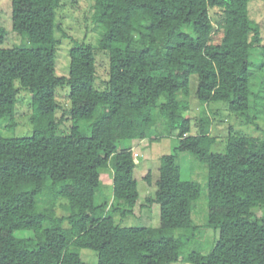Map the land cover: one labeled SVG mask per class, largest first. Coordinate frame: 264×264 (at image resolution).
<instances>
[{"label":"trees","instance_id":"obj_1","mask_svg":"<svg viewBox=\"0 0 264 264\" xmlns=\"http://www.w3.org/2000/svg\"><path fill=\"white\" fill-rule=\"evenodd\" d=\"M89 1L96 40L73 41L67 75L55 68L66 36L57 21L61 0H11L18 44L4 46L0 26V126L15 128L21 90L31 119L30 135L0 134V264H89L79 249L95 251V264H264V137L229 126L223 149L213 151L212 121L204 115L206 105L218 104L230 117L256 123L249 108L258 91L248 64L261 28L249 17V0ZM213 8L222 11L218 26ZM97 53L107 57L103 78ZM260 67L264 72V51ZM64 87L68 107L59 112L55 93ZM192 95L201 106L194 132L184 114ZM163 135L176 144L160 156L154 182L151 170L144 174L154 191L140 204L133 147ZM181 152L207 167L201 228L218 238L206 253H182L200 229L191 211L201 187L181 177ZM102 174L110 176L111 195ZM152 203L159 206L155 227L115 220Z\"/></svg>","mask_w":264,"mask_h":264},{"label":"rangeland","instance_id":"obj_2","mask_svg":"<svg viewBox=\"0 0 264 264\" xmlns=\"http://www.w3.org/2000/svg\"><path fill=\"white\" fill-rule=\"evenodd\" d=\"M248 14L251 20L260 25L261 42L259 45L250 49L249 54V76L253 82L252 90H257V98L254 104L250 101L249 111L256 116L255 124L247 123L237 118L230 117L222 106L218 104L206 105L204 108V115H207L211 121L210 134L215 137V144L212 146L213 151H221L223 149V142L226 138L228 127H232L235 132L244 135H251L255 137H264V72L261 70L262 55L264 51V0H249ZM210 16L212 23L218 26L222 21V11L219 8L210 9ZM57 21L59 22L65 37L61 39L60 45L56 50V74L67 75L68 72V50L73 41L95 42L96 32L91 21V6L89 0H61L60 6L57 10ZM0 26L6 31L4 38V46H11L21 42V38L11 31V0H0ZM58 33L57 35H59ZM220 31L213 35V41L216 42L220 38ZM107 57L103 53H97L96 64L97 71L100 77L106 75ZM191 90L194 91L195 79L191 77ZM251 82V83H252ZM57 102L60 105L59 112L68 107V87L57 88L55 93ZM191 107L184 111L186 116L192 119V131H197L198 120L201 114V106L192 95ZM204 107V106H203ZM203 115V114H202ZM240 119V118H239ZM243 120V118H242ZM15 128L13 130L4 129L0 126V134L6 136H27L31 133V119L30 108L28 101V93L20 91L16 105V112L14 116ZM176 141L171 136H162L159 140L148 142L143 140L135 143L133 151L138 153L136 158V167L134 169V178L137 181V188L139 191V203H144V197L150 192L154 191V185L150 189L145 186L142 178L144 174L151 170L152 182L158 177L159 158L163 154L171 153ZM177 163L179 164L181 177L196 181L200 184L201 190L199 197L192 203L191 219L193 224L200 226L195 238L185 241L183 252L199 248L202 253H206L215 240L218 238V231L213 232V229H203L202 224L206 220L207 213V167L205 164L197 160V158L188 152H181L178 155ZM100 183L106 188L105 193L111 195V179L108 174L100 175ZM57 213L62 214L61 208H57ZM258 215L262 211L257 212ZM115 220L120 222L122 226H145L155 227L159 222V206L157 203H152L150 206L139 210L135 207L133 215L120 218L115 215ZM175 235L179 230L174 231ZM18 236H23L25 233H18ZM81 259L89 264L97 262V254L90 249H79ZM171 264H190L188 262L177 261Z\"/></svg>","mask_w":264,"mask_h":264},{"label":"built area","instance_id":"obj_3","mask_svg":"<svg viewBox=\"0 0 264 264\" xmlns=\"http://www.w3.org/2000/svg\"><path fill=\"white\" fill-rule=\"evenodd\" d=\"M138 153L136 151H134V157H137Z\"/></svg>","mask_w":264,"mask_h":264}]
</instances>
